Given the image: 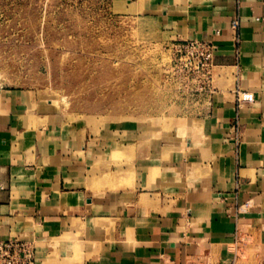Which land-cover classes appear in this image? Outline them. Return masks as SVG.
<instances>
[{
	"label": "crops",
	"instance_id": "0c3cea01",
	"mask_svg": "<svg viewBox=\"0 0 264 264\" xmlns=\"http://www.w3.org/2000/svg\"><path fill=\"white\" fill-rule=\"evenodd\" d=\"M112 1L159 37L217 46L199 130L123 146L79 138L32 92L0 87V240L31 239L36 264H237L240 242L255 241L244 260L264 264V0ZM236 83L253 102L237 106ZM122 147L137 149L132 177L101 180ZM69 237L80 254L67 253Z\"/></svg>",
	"mask_w": 264,
	"mask_h": 264
},
{
	"label": "rangeland",
	"instance_id": "374dc122",
	"mask_svg": "<svg viewBox=\"0 0 264 264\" xmlns=\"http://www.w3.org/2000/svg\"><path fill=\"white\" fill-rule=\"evenodd\" d=\"M170 46L149 22L119 12L112 0H0V87L32 92L54 116L52 125L79 138L102 132L122 146L195 138L204 99L184 91ZM136 128L140 135L131 139ZM136 148L110 156L114 172L100 179L128 182ZM66 240L67 253L80 254L78 237ZM61 244L54 239L48 247L58 253ZM257 251L255 241L240 242L237 264H258L244 260Z\"/></svg>",
	"mask_w": 264,
	"mask_h": 264
},
{
	"label": "built area",
	"instance_id": "2783aa9c",
	"mask_svg": "<svg viewBox=\"0 0 264 264\" xmlns=\"http://www.w3.org/2000/svg\"><path fill=\"white\" fill-rule=\"evenodd\" d=\"M232 26L237 28V19L232 21ZM170 48L181 64L179 77L184 91L191 95L195 92L202 99L210 95L213 90V60L217 46L211 41L190 39L173 41ZM232 94L238 107L254 100L252 93L238 86ZM0 264H36L33 242L22 238L0 240Z\"/></svg>",
	"mask_w": 264,
	"mask_h": 264
}]
</instances>
